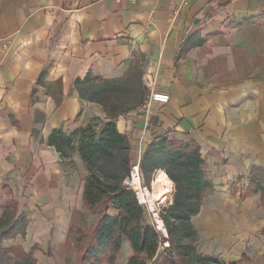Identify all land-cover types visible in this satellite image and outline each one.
Instances as JSON below:
<instances>
[{
  "label": "crops",
  "instance_id": "crops-1",
  "mask_svg": "<svg viewBox=\"0 0 264 264\" xmlns=\"http://www.w3.org/2000/svg\"><path fill=\"white\" fill-rule=\"evenodd\" d=\"M183 1L0 0V187L63 213L86 171L47 139L107 120L75 81L123 79L139 64L143 86L169 102L121 114L118 132L140 157L154 135L199 147L215 191L191 225L236 257L264 229L260 194L245 196L251 169L264 168V0ZM70 216L57 238L35 242L37 264H67Z\"/></svg>",
  "mask_w": 264,
  "mask_h": 264
},
{
  "label": "trees",
  "instance_id": "trees-1",
  "mask_svg": "<svg viewBox=\"0 0 264 264\" xmlns=\"http://www.w3.org/2000/svg\"><path fill=\"white\" fill-rule=\"evenodd\" d=\"M42 78L43 74L38 83ZM124 78L105 80L87 75L83 80L77 79L74 88L79 98L101 105L107 120L93 119L72 132L57 129L47 139L48 146L53 147L61 158L68 159L71 153L77 152L87 173L82 180V209L95 217L89 226L85 213L73 211L65 241L66 255L74 251L71 264H118L117 256L123 243L127 242L132 254L126 264H225L197 248V232L191 225L203 200L215 191L205 173V161L199 147L160 134L152 137L142 153L139 170L142 172L147 164L148 174L161 171L156 177H164L174 189L172 203L158 213L166 237L157 230L147 209L125 184L134 166L132 147L127 136L118 132L114 119L135 111L143 102L122 110L113 103L105 105L96 99L109 94ZM3 188L10 190L7 187H0V190ZM256 193L260 194L264 207L262 167L251 169L245 196ZM27 225L25 215L18 214L17 201L11 199L3 205L0 264H37L34 258L37 246L30 252L20 245L2 246L3 241H12L17 236L24 238ZM66 262L69 263L68 258Z\"/></svg>",
  "mask_w": 264,
  "mask_h": 264
},
{
  "label": "rangeland",
  "instance_id": "rangeland-1",
  "mask_svg": "<svg viewBox=\"0 0 264 264\" xmlns=\"http://www.w3.org/2000/svg\"><path fill=\"white\" fill-rule=\"evenodd\" d=\"M149 91L142 84V68L141 65L135 64L131 69L130 73L124 78V81L116 84L112 91L107 95H100L98 100H102L105 105H109L108 103L115 104L120 109H131L132 107L141 104L144 100H146L147 96H149ZM89 98V94L86 96ZM99 122H102L98 120ZM132 158L134 160V166L137 163L140 164L141 157L132 154ZM133 166V167H134ZM132 167V168H133ZM133 170V169H132ZM131 170V172H132ZM147 164L144 165V170L141 172L138 168V175L140 180V188L145 189V193L152 191V186L155 180L156 175L159 172L148 174L146 172ZM131 172L129 181H126L125 184L130 187L131 181ZM87 174V173H86ZM85 178V177H84ZM81 178L80 180H83ZM136 177H134L135 179ZM17 190V189H16ZM147 190V191H146ZM82 192H83V183L81 187L74 188L73 194L76 196L74 198L73 203L65 204L63 213L60 211L59 207L61 204H38L33 205L29 202V192L15 193L14 190L1 189L0 190V215L2 213V207L5 203L10 201L11 199L17 201L18 203V214L23 213L28 220V225L26 227L25 237L17 236L12 241H3L2 246L5 248H9L12 245H20L26 252H30L31 248L35 245V242H39L41 244H46L50 239L57 238V234L62 231L63 226L66 224L70 214L72 215V209L74 211L84 213L85 210L82 209ZM136 198L139 203L143 205L147 211L150 209L149 205H147L142 197L137 196V193L134 191ZM174 189L168 191L166 197L154 204V208L150 209L155 212L158 216L159 211L162 208L168 207L173 200ZM27 202V203H26ZM48 211L45 208L51 207ZM86 212V211H85ZM149 212V211H148ZM86 221L89 226H91L95 220V217L89 215L87 212ZM150 214V213H149ZM151 218H152V214ZM71 218V216H70ZM153 220V218H152ZM154 222V220H153ZM32 227H36L35 230L38 231L36 234L28 235V229ZM259 237L256 238L254 242L247 241L243 248H239L238 255L236 257L230 256L231 248L228 245L224 248L226 252L220 251L216 248H213L211 242L202 241L201 239H197L196 246L197 248L205 255L217 258L220 262L225 264L235 263V264H264V229L258 233ZM234 244H231L233 246ZM44 246V245H43ZM54 255L55 252L53 251ZM222 253V255H221ZM49 256L50 251H48ZM132 252L130 248L121 247V250L117 256L118 264H125L126 261L130 258ZM223 256V257H222ZM68 258V257H67ZM69 259V258H68ZM74 259V251L70 253L69 263L71 264Z\"/></svg>",
  "mask_w": 264,
  "mask_h": 264
},
{
  "label": "bare ground",
  "instance_id": "bare-ground-1",
  "mask_svg": "<svg viewBox=\"0 0 264 264\" xmlns=\"http://www.w3.org/2000/svg\"><path fill=\"white\" fill-rule=\"evenodd\" d=\"M131 177L130 188L137 193L138 198L142 197L144 199L145 203L149 205L150 209L154 208V204L156 202L163 200L166 197L168 191L171 189V186L169 185L167 180L162 176H158L154 180L152 191L145 193V189L142 190L140 188V178L135 170H132ZM134 177L136 178L134 179ZM157 223L159 225V228L163 229V225L161 224L158 217Z\"/></svg>",
  "mask_w": 264,
  "mask_h": 264
},
{
  "label": "built area",
  "instance_id": "built-area-1",
  "mask_svg": "<svg viewBox=\"0 0 264 264\" xmlns=\"http://www.w3.org/2000/svg\"><path fill=\"white\" fill-rule=\"evenodd\" d=\"M185 5H186V0L182 2L181 6H185ZM168 102H169V96L167 94L150 92L149 96L142 104V110H145V111L148 110L150 105L153 103L162 106V105H166ZM138 168H139V163H137V165H135L132 169L135 170L136 173L138 174Z\"/></svg>",
  "mask_w": 264,
  "mask_h": 264
},
{
  "label": "water",
  "instance_id": "water-1",
  "mask_svg": "<svg viewBox=\"0 0 264 264\" xmlns=\"http://www.w3.org/2000/svg\"><path fill=\"white\" fill-rule=\"evenodd\" d=\"M148 211H149L150 214H152V218H153V220H154V223H155V225H156L157 230L160 231V232H162V233L164 234V236L166 237L164 227H163V229H160V228H159V225H158V223H157V217H158V216L156 215V213L153 212V211H151L150 209H148ZM158 219H159V217H158ZM159 220H160V219H159ZM160 221H161V220H160Z\"/></svg>",
  "mask_w": 264,
  "mask_h": 264
}]
</instances>
